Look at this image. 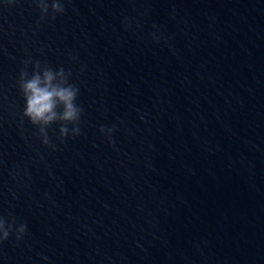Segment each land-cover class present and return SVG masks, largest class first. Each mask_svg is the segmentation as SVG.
<instances>
[{
	"label": "water",
	"instance_id": "95a60500",
	"mask_svg": "<svg viewBox=\"0 0 264 264\" xmlns=\"http://www.w3.org/2000/svg\"><path fill=\"white\" fill-rule=\"evenodd\" d=\"M61 2L0 4V264H264V0ZM36 62L82 110L48 147Z\"/></svg>",
	"mask_w": 264,
	"mask_h": 264
},
{
	"label": "clouds",
	"instance_id": "9594fccd",
	"mask_svg": "<svg viewBox=\"0 0 264 264\" xmlns=\"http://www.w3.org/2000/svg\"><path fill=\"white\" fill-rule=\"evenodd\" d=\"M39 9L41 19L47 13L53 16L61 15L64 6L61 0H32ZM13 0H7V6H11ZM3 4V0H0ZM27 64H25V68ZM32 74L22 70L19 73L17 88L23 99L22 118L32 127L37 129V135L42 145L48 147L49 139L45 134V128L54 122H61L59 128V140L62 142L66 136L75 137L80 133L79 122L81 108L75 101L79 89L71 84H67V77L63 68L53 71L50 68L40 69L38 62L32 64ZM83 71V69H81ZM114 128L100 127V134L107 132V137H111ZM110 142V141H109ZM53 147L54 150V146ZM26 230V226L21 224L13 231L12 223H6L0 219V243L14 234L17 242L21 240ZM46 259V257H42Z\"/></svg>",
	"mask_w": 264,
	"mask_h": 264
}]
</instances>
